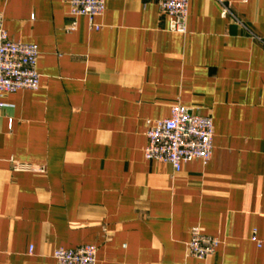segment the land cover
<instances>
[{
    "label": "crops",
    "instance_id": "obj_1",
    "mask_svg": "<svg viewBox=\"0 0 264 264\" xmlns=\"http://www.w3.org/2000/svg\"><path fill=\"white\" fill-rule=\"evenodd\" d=\"M0 21L41 77L0 98V264L85 245L97 264H197L194 227L219 240L206 264H264V0H191L186 34L156 0H106L99 31H68L70 0H0ZM174 105L215 126L211 161L179 173L144 155Z\"/></svg>",
    "mask_w": 264,
    "mask_h": 264
},
{
    "label": "built area",
    "instance_id": "obj_2",
    "mask_svg": "<svg viewBox=\"0 0 264 264\" xmlns=\"http://www.w3.org/2000/svg\"><path fill=\"white\" fill-rule=\"evenodd\" d=\"M191 0H156L159 12L169 21V30L186 34ZM106 0H70L71 24L68 31L76 29V21L81 17L89 20L96 31L100 26L95 20L104 15ZM223 16L231 12L223 6ZM39 49L36 45L12 41L0 21V98L20 91H37L41 77L37 71ZM4 107V105H1ZM215 126L211 117L201 116L193 109L174 105L167 119L152 123L146 133L147 144L144 155L147 161L170 165L175 172L182 171L186 163L211 161L214 151ZM13 173L45 175L41 166L21 164L11 161ZM255 242L256 239H254ZM260 247V243H258ZM219 247V240L204 234L201 228L191 229L188 254L197 264H206ZM30 248L29 252L32 253ZM97 247L85 245L74 250L57 249L53 253L56 264H97ZM1 256V251H0Z\"/></svg>",
    "mask_w": 264,
    "mask_h": 264
}]
</instances>
